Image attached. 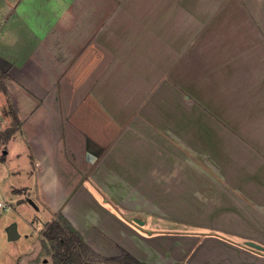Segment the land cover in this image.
I'll list each match as a JSON object with an SVG mask.
<instances>
[{
    "label": "crops",
    "instance_id": "1",
    "mask_svg": "<svg viewBox=\"0 0 264 264\" xmlns=\"http://www.w3.org/2000/svg\"><path fill=\"white\" fill-rule=\"evenodd\" d=\"M2 79L0 161L93 250L264 264V0H0Z\"/></svg>",
    "mask_w": 264,
    "mask_h": 264
},
{
    "label": "rangeland",
    "instance_id": "2",
    "mask_svg": "<svg viewBox=\"0 0 264 264\" xmlns=\"http://www.w3.org/2000/svg\"><path fill=\"white\" fill-rule=\"evenodd\" d=\"M196 13L198 12H193V14ZM197 29L199 30V28ZM3 81V79L0 80V88L3 85ZM208 95L215 98L218 92L210 90ZM3 111L6 114L7 108L4 107ZM211 111L213 110L211 109ZM11 129L14 131L16 129L13 121L4 126L0 124V133H3V136H0V147L6 142V134ZM12 133L10 132V135ZM29 157L30 155H27L24 150H10L5 160L0 161V189L4 192H0V198L10 205L8 211H0V264H56L53 248L46 239L44 230L46 223L57 218L59 214L57 215L58 212L52 213L45 206H39V209H36V203L37 205L40 203L37 200V193L41 191L40 185L45 190L48 189V185L46 182L42 183L40 177L35 178L34 174L32 176V174L27 173L36 162V160L30 161ZM38 165H40V161ZM36 168L40 170L41 167L36 166ZM25 185L35 187L37 192H29L28 187H22ZM56 203L54 202L53 205H56ZM12 223L16 224L20 236L14 240H8L7 227ZM81 237L87 243V238L85 237V239L82 235ZM161 241H164V237L159 242ZM148 243L150 242L145 241V244ZM108 246L109 244L101 238L100 246L96 247L100 249ZM96 252L101 256H107L103 251ZM110 253L113 254L115 252L114 250L106 251V254Z\"/></svg>",
    "mask_w": 264,
    "mask_h": 264
},
{
    "label": "trees",
    "instance_id": "3",
    "mask_svg": "<svg viewBox=\"0 0 264 264\" xmlns=\"http://www.w3.org/2000/svg\"><path fill=\"white\" fill-rule=\"evenodd\" d=\"M9 131L12 133L14 130ZM44 235L53 248L56 264H143L124 250L114 256H101L61 215L46 223Z\"/></svg>",
    "mask_w": 264,
    "mask_h": 264
},
{
    "label": "water",
    "instance_id": "4",
    "mask_svg": "<svg viewBox=\"0 0 264 264\" xmlns=\"http://www.w3.org/2000/svg\"><path fill=\"white\" fill-rule=\"evenodd\" d=\"M19 237V232L16 228V224L12 223L7 227V239L14 240ZM254 245V244H252Z\"/></svg>",
    "mask_w": 264,
    "mask_h": 264
},
{
    "label": "built area",
    "instance_id": "5",
    "mask_svg": "<svg viewBox=\"0 0 264 264\" xmlns=\"http://www.w3.org/2000/svg\"><path fill=\"white\" fill-rule=\"evenodd\" d=\"M9 209L10 205L5 200L0 198V211H8Z\"/></svg>",
    "mask_w": 264,
    "mask_h": 264
}]
</instances>
